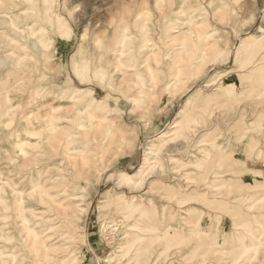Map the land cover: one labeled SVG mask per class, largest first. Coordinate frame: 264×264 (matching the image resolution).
I'll return each mask as SVG.
<instances>
[{
	"label": "rangeland",
	"instance_id": "obj_1",
	"mask_svg": "<svg viewBox=\"0 0 264 264\" xmlns=\"http://www.w3.org/2000/svg\"><path fill=\"white\" fill-rule=\"evenodd\" d=\"M74 1L0 0V189L20 166L49 162L61 138L91 140L75 156L79 219L65 264H264V0ZM125 33L119 61L150 57L152 73L79 76L86 61L111 67ZM132 173L142 181L127 182ZM128 202L131 219L118 214ZM10 222L0 219V243L14 248Z\"/></svg>",
	"mask_w": 264,
	"mask_h": 264
},
{
	"label": "bare ground",
	"instance_id": "obj_2",
	"mask_svg": "<svg viewBox=\"0 0 264 264\" xmlns=\"http://www.w3.org/2000/svg\"><path fill=\"white\" fill-rule=\"evenodd\" d=\"M47 1V0H46ZM80 0H75L74 2H79ZM181 1V0H180ZM52 2V1H51ZM161 2V1H160ZM166 2V1H165ZM164 2V3H165ZM169 2V1H167ZM166 2V3H167ZM174 2V1H173ZM40 3V2H39ZM165 3V4H166ZM172 3V0H171ZM170 3V4H171ZM49 4V3H48ZM52 4V3H51ZM53 4H55L53 2ZM74 4V3H73ZM169 4V3H168ZM173 4V3H172ZM17 5V4H16ZM21 5V4H19ZM163 4H161L162 6ZM171 6V5H169ZM167 7V6H166ZM165 7V8H166ZM179 7V6H177ZM192 7V6H191ZM249 7V6H248ZM162 8V7H161ZM196 8V7H195ZM15 9V8H14ZM59 9V7H58ZM2 10V9H0ZM162 10H165L164 8H162ZM193 10V9H192ZM246 10H248V8H246ZM166 11V10H165ZM168 11V10H167ZM249 12V11H248ZM247 12V13H248ZM138 13V12H137ZM136 13V14H137ZM165 13V12H164ZM15 16H22L23 17V21L25 22L22 26V28L26 29V25L28 24V20L29 18H26L23 16V12H19V13H13ZM146 14V13H145ZM168 14V13H165ZM9 16V14H3V16ZM56 15V14H55ZM139 15V14H137ZM161 15V14H160ZM131 17V15H129ZM128 16V17H129ZM145 16V15H144ZM163 16V15H162ZM161 16V19H163V17ZM166 16V15H165ZM14 17V16H13ZM3 17H0V23L3 21L2 20ZM11 18V17H10ZM159 18V17H158ZM12 19V18H11ZM132 19H134L132 17ZM160 19V18H159ZM157 19V21L159 20ZM60 19L54 18L53 21L51 22V26H56V23L59 21ZM135 20V19H134ZM133 20V21H134ZM186 20V19H185ZM188 20H191V17L188 18ZM194 20V19H192ZM191 20V21H192ZM11 21V20H10ZM165 21V19H164ZM191 21H189L190 25H191ZM83 22V21H82ZM145 22V21H144ZM170 22V21H169ZM12 23V22H11ZM14 23V21H13ZM34 23V21H33ZM126 23V22H125ZM158 23V22H156ZM161 23V22H160ZM159 23V24H160ZM158 24V25H159ZM193 24V23H192ZM10 25V24H9ZM161 25V24H160ZM172 25V24H171ZM177 25H179L177 23ZM177 25H174L177 26ZM29 26V24H28ZM34 25H32L33 27ZM118 26V25H117ZM165 27H167L166 25H164ZM170 26V24H169ZM168 26V27H169ZM182 26V25H181ZM30 27V28H32ZM162 27V26H160ZM117 28V27H116ZM189 28V27H188ZM168 29V28H166ZM176 29V27H175ZM27 30V29H26ZM30 30V29H29ZM28 30V32H29ZM183 30V29H182ZM62 31V30H61ZM113 31V30H112ZM173 31V30H172ZM178 31V29L176 30ZM180 31V30H179ZM115 32V31H114ZM182 32V31H181ZM189 32V30H188ZM61 33V32H60ZM63 33H66L65 30L63 29ZM94 33V32H93ZM117 33V31L115 32ZM162 33V32H161ZM191 33V30H190ZM5 34V32H4ZM114 34V33H113ZM175 34V33H174ZM65 35V34H64ZM163 35V34H162ZM165 35V34H164ZM175 36V35H174ZM174 36L171 34L170 37ZM178 36V35H177ZM180 36V35H179ZM178 36V37H179ZM183 36V34H182ZM180 36V37H182ZM209 36H211L209 33H207L205 35V38H208ZM96 37V36H95ZM128 37V34L125 33L123 34V36L121 35V37H117L115 40L116 43L114 42L115 45H122V41L126 40ZM165 37V36H164ZM176 37V36H175ZM179 37V38H180ZM166 38V37H165ZM178 38V39H179ZM183 38V37H182ZM100 39V38H99ZM164 39V38H163ZM177 39V37H176ZM175 39V40H176ZM165 40V39H164ZM171 40V39H170ZM172 41V40H171ZM170 41V42H171ZM178 41V40H176ZM165 42V41H164ZM172 43V42H171ZM175 43V42H174ZM173 43V44H174ZM177 43V42H176ZM108 45V44H107ZM170 45V44H169ZM177 45V44H176ZM175 45V46H176ZM98 46V45H97ZM113 46V45H112ZM39 48V46L34 45V48ZM175 48L173 45L170 46ZM122 48V49H121ZM121 48L116 47L113 48L115 50H112V56H110L111 59H114L113 61V65L108 69L106 67V63L103 64H98L96 67H94L92 69V66H90V64L88 63V61H86L83 65L80 67H77L79 72V76L81 77H88V74L92 75L91 72L93 71L95 75H99V78L101 80H103L105 77H109L112 78L113 82H116L117 84H121L124 82H128L127 80V76L130 73H134L137 74L138 76H140V69H148L147 71L151 72V62H150V57H142L143 59L136 61L137 59H135V63L134 61L131 60V58L127 57L128 60H131L133 63H127V62H120L122 60H124V55L126 54V52L128 50L124 49L125 46L124 44L121 46ZM101 50V47L99 48ZM106 49V48H105ZM112 49V48H111ZM40 50V49H39ZM103 50V49H102ZM107 50V49H106ZM110 51V47L108 49ZM177 51V50H176ZM180 51V50H179ZM184 51V50H183ZM100 52V51H99ZM161 52H162V48H161ZM178 52V51H177ZM176 52V53H177ZM182 53V51H180ZM102 54V52H101ZM162 54V53H161ZM177 54H180L179 52ZM169 55V54H168ZM100 56V55H99ZM106 56V55H105ZM104 56V58H105ZM144 56V55H142ZM101 57V56H100ZM132 57V56H131ZM134 58V57H133ZM206 58V57H204ZM4 59V57H3ZM9 59V58H8ZM106 59V58H105ZM203 59V58H202ZM99 60V59H98ZM120 60V61H119ZM125 60V61H128ZM130 61V62H131ZM161 62V61H160ZM200 62H203L200 60ZM4 63V61L0 62V65H2ZM11 63V62H10ZM109 65V64H107ZM201 66V65H200ZM104 68L107 69L104 71ZM3 72V70H2ZM149 72V73H150ZM152 73V72H151ZM87 74V75H86ZM81 77V78H82ZM107 77V78H108ZM160 80V79H159ZM133 81V80H132ZM164 81V80H163ZM158 82V81H157ZM107 83V80H106ZM155 83V82H154ZM108 84V83H107ZM110 84V82H109ZM158 84V83H157ZM157 84H155L157 86ZM111 85V84H110ZM155 86V87H156ZM167 86V83H166ZM124 89V88H123ZM81 90V89H80ZM126 90V89H125ZM124 91V90H123ZM74 94L77 93V90L73 91ZM62 94V92H60ZM121 93V92H120ZM64 94H66V92H64ZM43 95V94H42ZM71 95H69L70 97ZM73 100H76L77 97L74 98ZM125 99L127 101H134L136 100L134 98V96L130 95L128 97H125ZM188 101V99L186 100ZM119 102V101H118ZM93 107L92 104H85L83 107H80V109H77L74 113L75 117H78L79 120V115H81L82 113L89 111L91 108ZM15 108V107H14ZM197 108V107H196ZM7 112H8V108H6ZM22 110V108H21ZM2 111V110H1ZM4 112V111H3ZM9 113V112H8ZM7 113V114H8ZM17 113V112H16ZM14 113V116H16L17 114ZM20 114V112H19ZM25 114V113H24ZM4 115V114H3ZM45 115V114H44ZM12 116V115H11ZM19 116V115H18ZM30 116V115H29ZM28 116V117H29ZM46 116V115H45ZM27 117V114H26ZM50 116L48 115L47 118H49ZM13 118V117H12ZM44 118V117H43ZM22 119H24L22 117ZM51 119V118H50ZM49 119V121H50ZM52 122V121H51ZM50 125H52L50 123ZM77 126H79V123L77 124ZM82 128H85L83 125H81ZM53 128V127H51ZM55 128V126H54ZM169 129V128H168ZM172 129V128H171ZM175 129V128H174ZM29 130V129H28ZM32 130H29V132ZM167 131V130H166ZM173 131V130H172ZM207 131V129H206ZM23 132V131H22ZM28 132V131H26ZM17 133V132H16ZM20 131L17 133L19 134ZM25 133V132H24ZM170 133V132H169ZM163 136H165L166 134L163 132ZM168 134V133H167ZM162 135V134H161ZM121 136H124L123 134H121ZM161 136V137H163ZM18 137V136H17ZM170 137V136H169ZM207 137V136H206ZM69 138V136L67 137ZM166 138V137H165ZM17 139V138H16ZM161 139V138H160ZM164 139V138H163ZM168 139V138H166ZM165 139V140H166ZM60 146L57 148L56 153L53 155V157L49 160V162H43L41 163V161H38L37 159L31 162H28L27 164H30V167L27 166H20L18 173L16 170L17 175L19 176V178L17 179V181L13 180H4L3 185L0 190H2V192H4L5 186L7 185V190H5V193L7 192L8 195H10V197L7 198V196H0V212H2L0 214V219H8L11 218L14 220V224L11 225L10 222V227L17 225L18 227V236H20V240L19 242V246H15L13 247H8V246H4L3 243H0V264H65L66 261H72V257L74 259V253H75V246H76V240L77 234H72V232H74L75 229H77V224H78V217L75 215L76 211H77V207L78 205H76V208H73V206L76 204V197L77 194L74 193L73 191H75V184L77 183V180L81 178V174H79V177H77V172H79L77 166H78V162L75 159V156L79 153V149L85 147L86 145H92L91 143H93L91 140L88 144H86L85 146H75L74 148H69V146H72L71 144L73 143L72 140L74 141V139H65V137H63L60 139ZM95 140V139H93ZM21 141V140H20ZM63 141V144H62ZM164 141V140H163ZM199 144V142H198ZM19 145V144H18ZM174 145V144H173ZM195 147V146H194ZM175 151V150H174ZM179 151V150H178ZM178 155V154H175ZM180 155V154H179ZM200 155V154H198ZM169 156V155H168ZM183 156V154H182ZM208 157V156H207ZM172 158V157H171ZM17 159V158H15ZM177 159V158H176ZM175 159V160H176ZM202 159V158H201ZM208 159V158H207ZM148 158L145 159V161L147 162ZM159 160H161L159 158ZM167 160V158H166ZM173 160V161H175ZM16 161V160H15ZM15 161L13 163H15ZM201 162V160H199ZM147 167L149 164L148 162L146 163ZM158 162V161H157ZM165 162V161H164ZM163 162V163H164ZM196 162V161H195ZM156 163V162H155ZM159 163V162H158ZM148 164V165H147ZM197 164V163H196ZM160 165V164H159ZM165 165V164H164ZM198 165V164H197ZM156 166V164H155ZM22 167H25V170L22 169ZM52 167V168H51ZM57 167V172H59L57 175H51L52 170H55L54 168ZM67 167V175L64 174L65 171H60L61 168ZM174 167V165L172 166ZM194 167V166H193ZM196 167V166H195ZM156 168V167H155ZM169 168V166L167 167ZM157 169V168H156ZM59 170V171H58ZM160 170V169H158ZM144 171V170H143ZM164 171V170H162ZM138 172V171H137ZM192 172V171H191ZM11 176H13L12 174L15 173V170H11L10 171ZM152 173V172H151ZM151 173L149 175H151ZM159 173V172H158ZM129 174V173H127ZM133 174V173H132ZM144 174V172H143ZM154 174V173H153ZM1 175V174H0ZM16 175V176H17ZM136 175L137 173L130 175V176H126L124 177L125 180L127 182H134V183H140L142 181L143 178H137L136 179ZM146 175V174H145ZM3 176V175H2ZM11 176L9 179H11ZM140 176V175H139ZM157 176V175H156ZM159 176V175H158ZM226 176V175H225ZM9 177V176H8ZM35 177V178H34ZM191 177V175H190ZM4 178V177H3ZM123 178V179H124ZM219 178V177H218ZM220 179V178H219ZM27 182H24V181ZM205 180V179H204ZM223 180V179H222ZM225 180V179H224ZM223 180V181H224ZM140 181V182H139ZM207 181V180H205ZM219 181V180H218ZM120 182V181H119ZM196 182V181H194ZM204 181H201V183ZM133 183V184H134ZM144 184V183H143ZM196 184V183H194ZM223 184V182H222ZM136 185V184H135ZM151 186V185H150ZM144 187V186H143ZM142 188V187H140ZM194 188V187H193ZM200 188V187H199ZM113 189V188H112ZM122 189V188H121ZM139 190V188H137ZM153 189V188H152ZM197 190V189H196ZM198 191V190H197ZM112 192V191H111ZM128 192V191H126ZM151 192V191H150ZM37 193L38 197V203L36 205H28L26 203V201H24L26 198V196H32L35 195ZM123 195V194H122ZM146 196V195H145ZM150 196V195H149ZM131 197V196H130ZM135 197V196H134ZM33 198V197H32ZM28 199V198H27ZM126 199V198H125ZM141 199V198H140ZM143 199V198H142ZM35 200V199H34ZM37 200V199H36ZM35 200V201H36ZM130 200V199H129ZM29 201V200H27ZM120 201H122L120 199ZM126 201V200H125ZM36 203V202H34ZM122 208L119 210L118 214H121L125 219H131L132 215H135V213L138 210L137 206H134L133 203H129L125 204L122 203ZM144 206V205H143ZM250 207V206H249ZM252 208V207H251ZM141 209L140 213L142 212ZM147 210V209H145ZM144 210V211H145ZM91 211V210H90ZM146 213V212H144ZM115 212V211H114ZM135 212V213H134ZM116 213V212H115ZM155 213H157L155 211ZM197 216V215H196ZM141 218L142 216L138 215V218ZM137 218V219H138ZM139 218V219H140ZM123 219L122 223H126V220ZM136 220V219H135ZM149 220V219H148ZM3 222V221H2ZM132 222V221H131ZM138 222V221H137ZM8 223V222H7ZM13 223V222H12ZM115 223V222H114ZM139 225V224H138ZM122 226V224H121ZM124 226V225H123ZM122 226V227H123ZM128 226V225H126ZM130 226V225H129ZM128 226V227H129ZM132 226V225H131ZM137 226V225H136ZM115 227V226H114ZM113 227V228H114ZM127 227V228H128ZM116 228V227H115ZM114 228V229H115ZM121 228V227H119ZM12 229H14V227H12ZM123 229V228H122ZM124 229H126L124 227ZM130 229V227L128 228ZM16 230V229H15ZM14 231V230H13ZM17 231V230H16ZM249 232H251V230H249ZM17 233V232H16ZM15 233V234H16ZM77 233V232H76ZM135 233V232H134ZM137 233V232H136ZM5 234V233H4ZM127 234V233H126ZM254 234V233H253ZM262 234V233H261ZM17 235V234H16ZM124 235L121 236V238ZM257 236V235H256ZM262 236V235H261ZM259 236V237H261ZM136 237V236H134ZM134 237L132 239H134ZM124 238V237H123ZM17 240V239H16ZM123 240V239H122ZM121 240V242H122ZM125 240L128 241V239L125 238ZM131 241V240H130ZM133 244V243H132ZM128 245V244H127ZM135 245V244H133ZM258 245V244H257ZM119 246V245H118ZM120 247V246H119ZM128 248V247H127ZM118 249V248H117ZM133 251V250H132ZM126 257V255H125ZM71 259V260H70Z\"/></svg>",
	"mask_w": 264,
	"mask_h": 264
}]
</instances>
